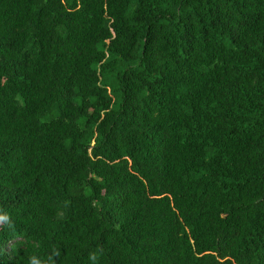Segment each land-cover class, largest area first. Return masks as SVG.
I'll return each instance as SVG.
<instances>
[{
	"label": "trees",
	"instance_id": "1",
	"mask_svg": "<svg viewBox=\"0 0 264 264\" xmlns=\"http://www.w3.org/2000/svg\"><path fill=\"white\" fill-rule=\"evenodd\" d=\"M34 261L264 264V0H0V264Z\"/></svg>",
	"mask_w": 264,
	"mask_h": 264
},
{
	"label": "clouds",
	"instance_id": "2",
	"mask_svg": "<svg viewBox=\"0 0 264 264\" xmlns=\"http://www.w3.org/2000/svg\"><path fill=\"white\" fill-rule=\"evenodd\" d=\"M91 259H93V260H94V259H95V257H91ZM33 264H35V261L33 262Z\"/></svg>",
	"mask_w": 264,
	"mask_h": 264
}]
</instances>
